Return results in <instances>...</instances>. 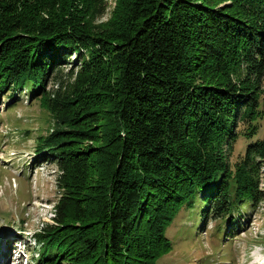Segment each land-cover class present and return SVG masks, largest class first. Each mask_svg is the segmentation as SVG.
I'll use <instances>...</instances> for the list:
<instances>
[{
    "label": "trees",
    "instance_id": "16d2710c",
    "mask_svg": "<svg viewBox=\"0 0 264 264\" xmlns=\"http://www.w3.org/2000/svg\"><path fill=\"white\" fill-rule=\"evenodd\" d=\"M116 2L97 27L105 0H0V98H39L55 121L36 155L60 196L34 264H156L199 193L214 218L261 200L264 139L224 174L217 147L237 123L259 135L264 0Z\"/></svg>",
    "mask_w": 264,
    "mask_h": 264
},
{
    "label": "rangeland",
    "instance_id": "374dc122",
    "mask_svg": "<svg viewBox=\"0 0 264 264\" xmlns=\"http://www.w3.org/2000/svg\"><path fill=\"white\" fill-rule=\"evenodd\" d=\"M116 3L105 0L104 14L94 17L90 25H107ZM68 69L57 75L58 80ZM56 84L50 79L45 91L52 93ZM6 93L0 98V264H34L39 246L33 235L53 223L60 196L55 164L36 155L37 145L52 133L55 121L39 98L31 100L22 92L10 99ZM261 93L263 109L264 83ZM257 123L258 136L247 138L246 127L237 123L231 148L227 142L217 147L225 166L223 174L239 163L250 141L264 139V118ZM256 183L261 199L256 206L240 204L219 218L209 212L204 216L201 193L193 204H185L165 229L171 249L156 264H264V161H260Z\"/></svg>",
    "mask_w": 264,
    "mask_h": 264
}]
</instances>
